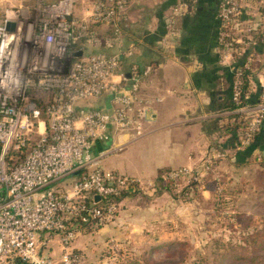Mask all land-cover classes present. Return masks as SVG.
I'll use <instances>...</instances> for the list:
<instances>
[{
    "label": "built area",
    "instance_id": "obj_1",
    "mask_svg": "<svg viewBox=\"0 0 264 264\" xmlns=\"http://www.w3.org/2000/svg\"><path fill=\"white\" fill-rule=\"evenodd\" d=\"M129 1L87 0L80 16L77 0H0V264L83 262L84 254L69 248L83 223L94 230L108 224L119 205L115 197L154 186L153 179L100 166L91 152L110 131L130 138L146 133V117L161 100L141 91V77L151 66L131 63L125 72L120 52L75 55L79 42L91 38L92 24L119 30ZM239 3L218 0L217 41L223 47L232 45L230 25ZM241 72V66L234 69L231 93L232 110L244 123L235 133L238 148L252 141L264 118V79L253 101L255 85L244 90ZM106 92L108 107L90 105ZM211 156L198 166L211 169ZM193 168L180 166L161 176L199 180L203 173ZM54 234L62 245L59 259L40 249Z\"/></svg>",
    "mask_w": 264,
    "mask_h": 264
},
{
    "label": "crops",
    "instance_id": "obj_2",
    "mask_svg": "<svg viewBox=\"0 0 264 264\" xmlns=\"http://www.w3.org/2000/svg\"><path fill=\"white\" fill-rule=\"evenodd\" d=\"M81 1L76 12L83 16L87 7ZM179 3L185 4L174 11ZM217 3L130 0L119 30L104 22L91 25V38L79 42L81 55L120 52L125 72L131 63L141 69L150 65L151 70L141 77V91L161 97L146 117L144 135L130 138L110 131L105 139L94 142L91 152L100 166L146 181L162 168L197 167L219 150L237 165L264 156V120L252 145L238 148L235 131L229 128L239 116L228 106L236 67L244 62L252 66L253 101L258 96L256 85L264 79V0H240L230 25L229 47L217 41ZM110 97L106 92L90 105L108 107ZM88 233H77L69 246L84 254L83 262L89 259L90 245L81 238Z\"/></svg>",
    "mask_w": 264,
    "mask_h": 264
},
{
    "label": "rangeland",
    "instance_id": "obj_3",
    "mask_svg": "<svg viewBox=\"0 0 264 264\" xmlns=\"http://www.w3.org/2000/svg\"><path fill=\"white\" fill-rule=\"evenodd\" d=\"M77 2L75 12L82 1ZM211 157L212 170L206 172L202 166L193 168L203 173L194 191H185L190 177L186 174L174 178L172 185H146L120 199L111 222L82 234L81 240L90 245V254L86 262L79 264H264V234L250 236L251 244L262 248L223 246L238 241L241 235H246L242 228L258 225L261 219L263 208L245 207L243 199L249 197L246 191H235L232 187L241 178L251 177L257 162L264 158L255 156L251 162L237 165L228 161L230 157L221 150ZM208 173L212 176L205 181L203 175ZM211 183L216 191L224 193L218 207L197 197L201 193L208 198L209 192L202 187ZM250 214L253 218L248 217ZM40 249L59 259L62 252L59 237L54 234ZM24 263L19 260L16 264Z\"/></svg>",
    "mask_w": 264,
    "mask_h": 264
},
{
    "label": "trees",
    "instance_id": "obj_4",
    "mask_svg": "<svg viewBox=\"0 0 264 264\" xmlns=\"http://www.w3.org/2000/svg\"><path fill=\"white\" fill-rule=\"evenodd\" d=\"M186 1L189 4L192 3L191 0H186ZM262 36H264V35H262ZM240 66H241L242 72H241V75L239 77V83H240V86L244 90H247V89H249L250 77L253 75L252 66L250 65L249 67H244L243 64ZM240 66H238V67H240ZM228 106H230L231 109L235 107V103L233 102L232 98H230V102H229ZM233 122L234 123L231 125V128H229V129L230 130L233 129L235 131V133L237 130L244 128L243 121L240 119L238 120L236 118V116H235V120ZM262 123H263V121H262ZM260 128H261V126H260ZM259 130L255 133V135L259 132ZM252 143H253V141L250 142L248 145H252ZM263 158H264V156H263ZM257 165H258V167L253 170L251 177H248L247 179L241 178V180H239V183L237 185H234L232 188L235 191H238V190L246 191V194L249 197H246V199H243L244 200L243 202L244 203L246 202L245 207L252 208V207H258L259 206V207L263 208V210H264V159L258 161ZM170 169L171 168L160 169L158 174L153 178L154 185H156V184L159 186H165L168 184L172 185V183L175 182L174 178L167 177L166 179H164L161 176L164 172H167ZM209 170H212V169H207L206 172H208ZM210 175L212 176V174H210V173H208V175H203L205 181L207 180V177ZM187 182L188 183L185 185V191H187V192H190L191 190L194 191L197 188V184L200 183V181H198V179H195L194 177H189ZM218 184L219 183H217V185ZM202 189H207L209 191L210 196L208 198H204L203 195L201 193H199L197 195V197L200 198L201 201H203V202H207L213 206L218 207L217 203H219L223 200L221 196H223L224 193H222L221 191L220 192L216 191V188H214V183L205 184V185H203ZM124 196H126V195L122 194L120 196H117V197H115V200L119 201ZM237 198H240V195H237ZM248 217L253 218L252 214H250ZM260 218H261L259 221L260 223L258 222V225L254 224V225H251L249 228H242L241 229V231L243 233H245L246 235H241L238 238V241H229V242L223 244V246H225L226 249L240 248V249L252 250V249L262 248L263 246L254 247V245L251 244L252 241L250 239V236L252 233H255L257 235L264 234V211L261 214ZM251 222L252 221H250V224H251ZM81 228H82L83 232H91L94 230L91 227V224H89V222H86V224L83 223ZM253 239H256V237H254ZM17 261H19V260L13 259L14 264H16Z\"/></svg>",
    "mask_w": 264,
    "mask_h": 264
},
{
    "label": "water",
    "instance_id": "obj_5",
    "mask_svg": "<svg viewBox=\"0 0 264 264\" xmlns=\"http://www.w3.org/2000/svg\"><path fill=\"white\" fill-rule=\"evenodd\" d=\"M6 26H7V28L12 29L13 28V22H11V21L7 22ZM81 54H82V50H78L75 52V55H81ZM95 198H99V195L96 194Z\"/></svg>",
    "mask_w": 264,
    "mask_h": 264
}]
</instances>
